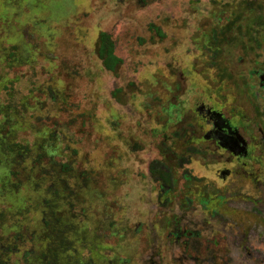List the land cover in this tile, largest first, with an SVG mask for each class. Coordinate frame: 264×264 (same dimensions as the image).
Wrapping results in <instances>:
<instances>
[{
	"label": "rangeland",
	"instance_id": "374dc122",
	"mask_svg": "<svg viewBox=\"0 0 264 264\" xmlns=\"http://www.w3.org/2000/svg\"><path fill=\"white\" fill-rule=\"evenodd\" d=\"M247 2L0 0V264H264Z\"/></svg>",
	"mask_w": 264,
	"mask_h": 264
},
{
	"label": "flooded vegetation",
	"instance_id": "af4514ba",
	"mask_svg": "<svg viewBox=\"0 0 264 264\" xmlns=\"http://www.w3.org/2000/svg\"><path fill=\"white\" fill-rule=\"evenodd\" d=\"M245 6H238L237 8L240 10L231 11V14L233 17H235V13L238 15L236 16L237 20L231 21L226 26H223L221 28H215L214 34L212 36L213 41H215L218 33H225V29L232 28L233 31H235L234 34V41L237 42H243L245 39H247L246 42L243 43V47L247 49L250 45V40L252 36V30L249 28V24L259 19L261 22L258 23V26L261 28L260 35L262 38L264 37V0H248L247 4H244ZM229 39V37L227 38ZM257 39V38H256ZM217 50V48H216ZM244 53H247V50L243 51ZM214 56H217V51L214 52ZM242 59V58H241ZM262 85H264V75H262ZM245 138V137H244ZM162 184V183H161ZM164 184V181H163ZM166 184V183H165ZM169 187L166 185V188ZM166 188H162L161 192L165 190Z\"/></svg>",
	"mask_w": 264,
	"mask_h": 264
},
{
	"label": "trees",
	"instance_id": "16d2710c",
	"mask_svg": "<svg viewBox=\"0 0 264 264\" xmlns=\"http://www.w3.org/2000/svg\"><path fill=\"white\" fill-rule=\"evenodd\" d=\"M97 54L101 58L103 65L111 71H114L116 66L121 62V59L113 51V42L109 34L104 31L99 33Z\"/></svg>",
	"mask_w": 264,
	"mask_h": 264
}]
</instances>
